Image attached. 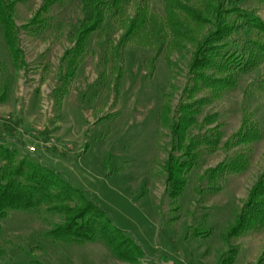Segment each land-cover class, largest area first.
Masks as SVG:
<instances>
[{
  "label": "rangeland",
  "instance_id": "rangeland-1",
  "mask_svg": "<svg viewBox=\"0 0 264 264\" xmlns=\"http://www.w3.org/2000/svg\"><path fill=\"white\" fill-rule=\"evenodd\" d=\"M7 2L14 3L25 66L14 69L0 28V62H6L13 73L9 93L0 100V141L21 140L27 153L60 172L72 187L91 192L118 228L116 247L121 253L118 256L102 241L54 243L45 233L64 219L46 209L36 214L10 211L2 222L0 264H264V227L229 235L264 172V91L259 86L264 81V62L243 75L236 88L205 106L201 120L215 114L218 120L203 129L198 125L192 134L206 135L219 123L223 140L213 153L199 146V167L182 195L175 197L167 186L165 163L173 151L181 154L173 150L177 140L171 124L192 84L188 65L195 44L173 40L152 67L145 59L156 52L147 49L149 44L132 43L105 69L101 59L106 41L111 37L118 42L127 30L121 26L125 23H113L94 35L88 55L65 84L68 69L62 67L63 56L74 45L71 33L84 17L82 0L56 3L44 14L48 25L40 31L23 26L45 0ZM147 2L162 14L161 0ZM189 2L199 6L197 1ZM219 2L228 10L238 3L240 10L264 21V0ZM213 4L217 7L218 1ZM135 13L133 3L127 16ZM205 20L197 24L184 19L194 39L208 34ZM120 67L124 82L118 92L114 83ZM208 94L206 89L197 92L195 100ZM246 118L259 125L262 139L233 149L223 147ZM5 122L18 125L6 131ZM236 152L249 158L247 169L228 175L220 191L210 190L204 177L207 170Z\"/></svg>",
  "mask_w": 264,
  "mask_h": 264
},
{
  "label": "trees",
  "instance_id": "trees-1",
  "mask_svg": "<svg viewBox=\"0 0 264 264\" xmlns=\"http://www.w3.org/2000/svg\"><path fill=\"white\" fill-rule=\"evenodd\" d=\"M62 1L64 0H45L43 6L23 28L36 31L46 28L48 20L44 14ZM161 1L162 14L151 10L147 0H82L84 17L79 21L77 30L71 33L74 45L63 56L62 67L66 66L68 69L63 83H69L79 62L88 55L87 48L94 35L104 33L105 27H112L113 23H125L121 26H126L127 30L118 42L111 41V37L106 41V52L101 59L105 69L116 59H120L123 53L121 50L125 52L132 43L144 47L149 44L147 49L156 52L151 59H145L152 67L173 40L194 43L195 49L188 65L189 80L192 84L185 94L186 97H182L177 108V118L171 124V133L177 140L173 150H180L181 154L175 155L173 151L165 163L168 173L167 186L172 193L170 195L180 197L193 172L199 167V146L213 153L223 140L219 123L209 128L206 135L192 134L198 125L199 129H203L205 125L218 120L216 114L201 120L205 106L236 88L243 75L264 62V21L253 12L240 10L238 3H234L233 10H228L223 9L219 0H206L204 4L202 0H192L199 2L197 8L192 6L190 0ZM214 1H218L217 7L213 4ZM133 3L136 13L130 18L127 14ZM204 17L210 29L205 37L196 40L186 27L184 19L202 24ZM0 28L14 69H21L25 66V61L19 47V28L14 18V3L7 0H0ZM167 36L171 41L166 39ZM110 47L109 52L107 50ZM112 67L117 66L114 64ZM9 68L6 62H0V100L7 97L11 86L13 73ZM116 74L114 87L119 92L124 82L123 69L120 67ZM102 77L105 81L108 80L107 74ZM259 86L264 91V81ZM204 89L209 94L195 100V94ZM17 125L5 122V129L14 131ZM262 134L259 125L246 118L238 132L228 139L223 147L233 149L248 145L261 140ZM1 138L5 139L3 136ZM24 149L25 145L19 139L8 144L0 141V240L3 233L2 222L7 219L10 211L36 214L46 209L64 219L63 223L45 233L54 243L84 245L102 241L108 244L115 254L121 253L116 247L115 235L119 234L118 228L108 220L109 211L91 192L72 187L60 172L45 165L39 157L27 153ZM248 162L249 158L245 153L236 152L216 167L208 169L204 177L208 180L209 189L220 191L227 176L245 171ZM74 201L80 203L78 207L70 205ZM103 216L107 219L103 220ZM234 222L229 229L230 236L264 227V172ZM2 253L0 241V254Z\"/></svg>",
  "mask_w": 264,
  "mask_h": 264
},
{
  "label": "built area",
  "instance_id": "built-area-1",
  "mask_svg": "<svg viewBox=\"0 0 264 264\" xmlns=\"http://www.w3.org/2000/svg\"><path fill=\"white\" fill-rule=\"evenodd\" d=\"M31 149H32V150H34V148H33V147H32Z\"/></svg>",
  "mask_w": 264,
  "mask_h": 264
}]
</instances>
